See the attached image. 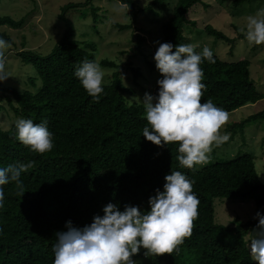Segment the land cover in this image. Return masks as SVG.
Segmentation results:
<instances>
[{
    "label": "trees",
    "instance_id": "1",
    "mask_svg": "<svg viewBox=\"0 0 264 264\" xmlns=\"http://www.w3.org/2000/svg\"><path fill=\"white\" fill-rule=\"evenodd\" d=\"M117 1L127 5L135 21L151 9L149 6L138 10L133 0ZM159 2L163 5V0ZM200 2L176 1L172 15L161 26L157 47L163 42L187 44L184 27L192 23L189 15ZM80 8L79 3L62 7L58 20L64 25V33L47 55L32 50L17 53L20 66H29L34 71L27 74L26 87L0 86L3 113L0 114V166L32 162V167L21 174L25 191L22 195L15 182L3 186L0 264H52L55 233L66 230V221L71 220L77 227L90 224L94 215H103L102 207L109 202L117 204L120 210L125 205L148 210L149 197L157 188L162 190L164 177L171 170L181 171L194 181L193 191L200 203L192 234L178 253L146 258L141 248L134 260L138 264H257L251 260L247 241L248 235L251 237L257 230L256 212L264 215V182L256 171L255 158L249 154L237 155L228 161L191 170L180 167L175 144L161 147L147 141L142 135L147 125L144 109L127 101L124 95L128 90L121 76L129 71L136 81L140 77L139 69L110 59L99 60L97 43L79 39L74 22L67 17V13L79 12ZM98 11L89 2L80 18L85 19L91 13L97 22ZM23 25L24 19L0 16V26L20 29ZM113 26L121 31L131 29V25ZM205 31L223 38L210 25ZM136 39L138 46L133 56L144 57L145 39L141 36ZM214 57V64L204 61L200 65L206 85L201 102L211 99L231 113L264 99L251 79L248 60L228 63ZM83 60H94L103 70L113 71L99 102L88 96L73 74ZM157 93L158 84L153 95ZM6 116H11V120L4 119ZM258 116L264 117V112L228 126L226 132L243 131L246 122ZM17 118H30L34 123L46 119L53 133V149L37 154L18 142L14 128ZM215 199L253 201L255 217L247 222L218 224Z\"/></svg>",
    "mask_w": 264,
    "mask_h": 264
},
{
    "label": "clouds",
    "instance_id": "2",
    "mask_svg": "<svg viewBox=\"0 0 264 264\" xmlns=\"http://www.w3.org/2000/svg\"><path fill=\"white\" fill-rule=\"evenodd\" d=\"M244 35L250 44H264V16H249ZM11 47L10 40L0 37V83L10 77ZM153 59L162 76L157 80L158 93L145 92L142 100H135L142 105L147 121L142 135L157 146L175 144L180 167L198 170L209 163L213 148L229 139L221 134L229 113L211 99L201 102L206 85L200 65L204 61L214 64V52L207 45L197 52L192 44L163 42ZM73 74L88 96L99 102L107 84L101 66L83 60ZM14 128L16 140L30 151L45 154L53 149V133L46 119L34 123L30 118H17ZM31 167L32 162L0 166V208L5 203L3 186L15 182L22 195L21 174ZM193 183L183 172L171 170L164 177L162 190L157 188L149 197L148 210L129 205L120 210L109 202L102 207L103 215H94L90 224L77 227L66 221V230L55 233L52 264H138L132 257L141 248L146 258L178 253L199 215L200 201ZM256 217L257 230L248 239V251L252 261L264 264V215L257 211Z\"/></svg>",
    "mask_w": 264,
    "mask_h": 264
},
{
    "label": "rangeland",
    "instance_id": "3",
    "mask_svg": "<svg viewBox=\"0 0 264 264\" xmlns=\"http://www.w3.org/2000/svg\"><path fill=\"white\" fill-rule=\"evenodd\" d=\"M133 1L138 10L151 6V9L140 14L136 21L127 5L117 0H0V16H10L14 20L24 19V25L20 29L0 26V35H4L3 38L10 40L12 44L8 50L7 65L10 77L0 83V86L19 89L26 87L27 74L34 71L29 66H20L17 53L32 50L43 56L47 55L64 33V25L58 20L62 7L68 3H79L81 4L79 12L73 10L67 13V17L74 22L77 37L82 40L91 39L97 43L99 60L110 59L125 66L130 64L132 68L140 71V77L136 81L131 72L121 73L125 88L128 90L124 95L127 101L131 104L136 103V97L142 100L145 92L153 95L157 80L161 78L153 59L158 48L155 43L161 36L163 22L172 15L177 0H163V5L159 0ZM236 1L202 0L197 4L189 15L192 23L184 27L187 44H192L197 52L207 45L213 50L214 56L228 63L248 60L254 86L258 92L264 94V44H250L244 35L249 16H264V0H245L238 4ZM89 2L99 9L97 22L91 13L85 19L80 18L85 8L89 7ZM113 24L131 25V29L121 31ZM208 25L220 31L223 38L218 39L209 35L205 31ZM84 35H87L86 38H83ZM137 36L145 39L144 57L133 56L138 46ZM104 71L105 80L108 82L113 71L109 69ZM262 112L264 99L229 113V120L221 129V134H227L229 139L213 148L211 159L206 165L228 161L237 155L249 154L255 158L256 171L260 180L264 182V117L258 116L246 122L243 131L239 130L235 134L226 132L228 126ZM11 118L4 117L6 120ZM200 168L202 167L198 169ZM214 206L215 222L221 225H230L235 220L247 222L255 217L253 201L215 199ZM249 238L248 235L247 241Z\"/></svg>",
    "mask_w": 264,
    "mask_h": 264
}]
</instances>
